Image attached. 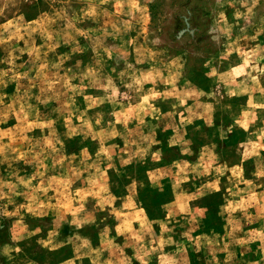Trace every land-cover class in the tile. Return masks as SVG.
Segmentation results:
<instances>
[{
  "label": "rangeland",
  "instance_id": "obj_1",
  "mask_svg": "<svg viewBox=\"0 0 264 264\" xmlns=\"http://www.w3.org/2000/svg\"><path fill=\"white\" fill-rule=\"evenodd\" d=\"M0 264H264V0H0Z\"/></svg>",
  "mask_w": 264,
  "mask_h": 264
}]
</instances>
